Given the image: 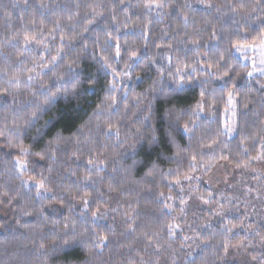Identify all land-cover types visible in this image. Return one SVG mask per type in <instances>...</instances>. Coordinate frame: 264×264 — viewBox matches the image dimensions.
Returning a JSON list of instances; mask_svg holds the SVG:
<instances>
[{"label": "clouds", "instance_id": "1", "mask_svg": "<svg viewBox=\"0 0 264 264\" xmlns=\"http://www.w3.org/2000/svg\"><path fill=\"white\" fill-rule=\"evenodd\" d=\"M0 264H264V0H0Z\"/></svg>", "mask_w": 264, "mask_h": 264}]
</instances>
